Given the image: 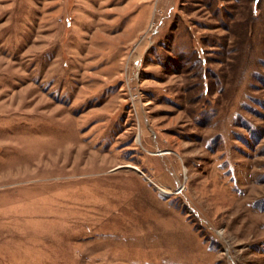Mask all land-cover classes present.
<instances>
[{"label":"rangeland","instance_id":"1","mask_svg":"<svg viewBox=\"0 0 264 264\" xmlns=\"http://www.w3.org/2000/svg\"><path fill=\"white\" fill-rule=\"evenodd\" d=\"M0 264H264V0H0Z\"/></svg>","mask_w":264,"mask_h":264}]
</instances>
